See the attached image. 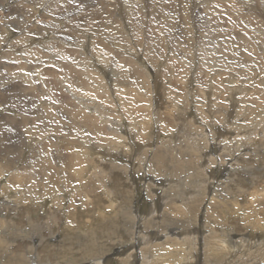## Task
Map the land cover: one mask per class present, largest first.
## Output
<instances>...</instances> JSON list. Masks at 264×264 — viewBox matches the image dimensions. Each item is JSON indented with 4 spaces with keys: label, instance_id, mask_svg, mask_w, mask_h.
I'll return each mask as SVG.
<instances>
[{
    "label": "rangeland",
    "instance_id": "obj_1",
    "mask_svg": "<svg viewBox=\"0 0 264 264\" xmlns=\"http://www.w3.org/2000/svg\"><path fill=\"white\" fill-rule=\"evenodd\" d=\"M2 1L3 0H0V16H3L0 17L2 18V20H0V76L7 77L9 79L8 82L10 80L16 81L15 84L19 83L18 85L25 89H27V87L30 88L28 84L32 82V80L28 78L35 77L37 71L42 65V68L46 67V69H50V71H53L58 75L59 73L57 72L64 69H58L61 68L59 65L62 67L65 66V69L68 70L67 66H70L69 63L75 65V63L72 62L83 57L81 52H79L82 49L80 47L82 42H76V44L75 42L73 44L72 42H68V46L71 44L75 49H68L70 48L68 46L65 47L67 50L62 48V50H64L62 53L67 52V54L66 56L61 55L65 58L64 61H59L57 55L61 52L60 50L59 52L58 49L61 48L58 47V43H56L57 41L53 39L54 36H51V34L55 35V27L58 31L66 32L69 29L70 21L85 24L90 21V24H93L96 15L103 10L109 11L112 17H114V14L116 13L118 16L122 15V19L124 16L125 20H123L128 24L126 29L128 31L130 30V33L123 29L121 25L118 29L115 28L110 31H107L106 27L101 29L91 28L92 30H90L100 36L107 34L110 37H115L116 39L111 40L114 44L116 42L120 49L124 47L128 49L132 48L131 45L136 43L133 45L135 46L134 49L136 51L143 50L148 51L149 53L151 51L150 59L146 60L145 63L147 71L150 73V82H152L150 84V94L152 93L155 97L154 93L156 91L154 89L158 86L157 93L160 97L157 99L161 100L162 98L170 97L168 101H174L173 105L175 106H173L171 110L168 109L167 111H161L165 115L163 118L164 120L160 119L161 121L159 120L158 124L153 123L152 119L150 120L151 122L149 123L150 125L147 130V140L149 144H152L150 147L151 153H148L149 160H153L154 158L153 151L155 153L158 148L162 151L169 146L172 149L171 153L175 155L177 159H180V156L183 157V159L189 158V162L187 161L184 163V169H189L187 170L188 175L191 176L197 174L199 171H202L200 168L204 169L207 167L206 169L211 171L216 179L210 180L208 175L203 177V174H200V178L198 174V177L195 176L196 178H189L184 174L186 172H182L180 176V170L179 172L176 171V168L180 165H178V162L168 164L169 168L167 167L168 165L157 167L155 163L153 166L154 168L151 167L152 169L148 167V161L147 165H143L142 162H136L137 165L134 171L141 177V180H138L139 182L129 183L128 181V183H125L120 173H115L114 181L112 180L106 182V184L95 185V192L90 195L86 192L85 186L90 182L88 177L92 173H89L86 176L84 175L83 179L75 178L72 180V183L70 182L67 186L63 181L59 184H57L58 182H54L56 184L53 183L49 186L50 188H46L45 185L42 186L40 183L36 182L37 180H40V172H37V177L39 179L35 180L34 178H31L34 180L30 179L29 182L26 181L27 184L25 182L26 185L22 183H20V185L17 183L20 175L12 176L13 171L11 168L14 169L15 165H9L10 167L7 169L8 171L0 170V195L13 199V205L16 206L17 210L11 213L3 210L0 214V237L3 235L4 240V242H2L0 238V258L2 257V252H4V258H15L19 254L22 257L26 252L27 258L31 259L34 257V251L37 249L36 258L44 263L49 261L51 264H99L102 259H108L110 256H114L116 251L119 252L122 250V258H126L127 254L131 253L136 257H134V260H139L137 256L143 254V248H146L144 254L147 255V244L154 243L152 238H157L158 242L159 239H161V241L165 240V238H163L164 235H160V230L166 228L167 230H172L173 233L183 232L187 234L190 233L192 236L199 235V238L208 234L207 232L205 233L204 230L224 231L223 236H225L226 240H232L233 243H235L234 247L228 246V248L233 249V251H241L244 253L246 258L245 264H254V260H258L264 264V151L261 152V159H255L252 157L253 154H249L247 156L248 159L245 158L243 163V166L246 164L245 169L242 166H238L237 170L232 169L230 171V178H233V181L237 182L239 185H229L225 170L220 167V163L216 162L217 164L213 166H210L208 162L205 163V159L207 158L206 155H208L210 149H205L203 151L204 153L202 152L203 157L198 162L195 158L196 153H193L196 148H190L187 146L190 144L187 133H190V135H198L202 130L206 131L205 128L208 129L206 126L207 124L210 125L211 123H214L215 126L217 125V128L221 129V132H224V130L228 132L227 124L224 123L225 116L230 117L232 122H239V120H241L238 124L245 129H250L251 127L252 129H255L258 127L259 123H261L260 127L264 126L262 125L263 121H261L264 114V100H262L264 99V0H143V2L140 0H124L129 4H124L123 0H110L109 2L108 0H20L17 4L11 3V0H4L6 3ZM135 1L136 5H133ZM33 4L35 6L37 5L38 9L39 7L41 8V13H46V9L51 15L53 14L52 19H59L62 23L60 25H50L52 19H44L43 21L48 22L52 27V30H37V27L39 28L41 26H36V24L40 22L41 19L37 20L35 24H31L29 23V20L24 18L29 12L33 14L34 10L31 11ZM110 6H113L114 8L112 7L109 9ZM125 6L127 9H125ZM128 10L130 14L128 13ZM145 11H149V13H145ZM53 12H56L57 16ZM118 12L120 14H118ZM19 13L23 15L21 16ZM9 15L10 18L7 17ZM4 16L7 18H4ZM136 26H138L137 29ZM150 26L153 27L151 28ZM3 29L6 31L4 32ZM39 31H43L44 33L42 32L40 34ZM96 31L100 34L96 33ZM87 34L90 38L93 36L92 32H87ZM140 34L143 35V38H141L142 36ZM41 35H44L41 37L43 44H40V41H38V38H40ZM1 36L2 38L4 37V40ZM138 36L141 40H138ZM43 37L45 38L43 39ZM51 40L55 41L52 42ZM10 41L12 43H10ZM119 41L123 44L119 43ZM129 44L130 47H128ZM146 44L148 45V48ZM203 44H205V46ZM42 45L45 46L44 50L41 48ZM55 46H57L58 49ZM53 47L57 50H53ZM113 49L111 51L113 55L109 52V55L103 54L102 56L107 55L104 57H111L109 58L110 62H113L114 64L117 63V66L113 64L111 67V64H109L108 67L102 65L99 67L105 74L107 73L106 75L110 76L112 73L118 75L121 73L123 76L124 72L127 71V67L123 66L120 61L125 55L122 52L121 55H118L120 50L114 47ZM40 50L41 52H39ZM176 50L178 53H176ZM16 51H19V53ZM32 55L35 56L32 57ZM73 55L75 57H73ZM25 58L29 63L26 62ZM71 60L72 62H70ZM150 62L151 64H148ZM17 63H19V66H17ZM46 65H48V67ZM53 67H57V69ZM111 68H113V70H111ZM152 75L153 78L151 77ZM22 76L31 82H24L21 80L22 78H20ZM156 79L159 81H156ZM172 80L174 83H172ZM224 82L231 83L230 88L225 86L224 84L226 83ZM65 83L71 86L70 83L66 81ZM184 83H187L188 85ZM39 84H41V82ZM1 88L2 86L0 84V89ZM45 90L49 89H46L45 87ZM27 91L24 93V97L26 96V100H28V102L30 101L29 103L33 106L31 107V105H28L30 111H39L38 115L36 114L37 116H34L35 119L29 122L37 121L38 124L37 122L31 123L33 126L27 127L21 122L17 123V130L20 131L21 136L27 137H25L26 139L20 147L17 145V142L11 138V135L5 133L6 139L11 140V143L8 145L16 147L15 152L19 153L17 156L20 159L29 156L32 150L37 149L41 145L42 138H46V132L44 131L45 123L49 125L48 128L50 130L52 129V135L56 134V130L60 135L62 134L61 136L65 133V136H68L69 141L78 140V146H80V148V144H82L81 139L83 137L94 139L96 141L95 146L103 144L97 140L96 136L92 135L91 132L84 130V134V131L82 133L77 127H72L74 123L73 116L64 115L65 111L62 109V106L59 108L61 103H56L52 98L53 96H46V93H42V97L39 98L34 95L33 98L30 96L31 93ZM166 92L169 95H167ZM62 93H66V95H64L65 99H67V95L68 97H73L67 93L66 89ZM174 93L176 95H174ZM87 96L88 101H91V96ZM126 98L130 99L128 95H126ZM126 98L123 97L117 100L118 104L124 106L130 104L133 105L134 102L136 103V99L127 100ZM96 100L102 104L101 106H105L106 108H111V106H113L112 102H114L113 99L107 101V99L103 100V98L99 96L96 97ZM135 103L132 107L133 112L135 110ZM161 105L167 107L166 104ZM182 105L186 112L184 113L182 111L183 114L179 117L177 111L179 108L180 110L183 109ZM46 107L49 108V114H52L50 117L52 122H45L44 117L46 116V112L44 109H46ZM58 110H60V113H57ZM8 111L16 115L18 114L15 110ZM112 115L113 119L115 117L117 118H115L116 120H113V122L117 123L118 117L114 114ZM65 116L66 118L69 117L68 122ZM132 118L140 121L144 119V117H138V113H135ZM9 121H11V119ZM123 121L125 122V128L127 126L130 131L133 125L126 117L123 118ZM201 124L206 125L203 127ZM135 133L136 132L134 131L133 134ZM173 134L175 138L173 137L174 139L172 142L170 135ZM253 137H255V135H253L252 138ZM248 139L249 138L246 137V140ZM168 140L169 143L171 141L172 145H175L172 146L170 143L165 144L164 146V143L168 142ZM190 141L194 143L193 140ZM215 142L218 143L217 140H215ZM203 143L204 141H201V144ZM235 144L236 142L227 144L230 145L227 149L230 150V147H233ZM156 147L157 149H155ZM179 147L181 151L179 150ZM99 149L101 151L104 150L101 146ZM243 149L244 150H242L241 153L245 155L247 153L246 147H243ZM131 155L133 160H135L137 152L132 151ZM197 159H199V157ZM218 161L220 162L219 158ZM150 164L152 165L151 162ZM174 166H176V168ZM218 167L221 170H219ZM147 168L148 170H146ZM247 168L249 169L247 170ZM86 170L87 167H84L83 173H86ZM172 170L175 171L176 174ZM217 171L221 172L218 173ZM144 172L149 173L150 176L143 174ZM30 173L34 174L35 172L30 170ZM175 175H179L180 177H176ZM224 176H226V180L223 178ZM152 177L155 178L153 184L151 183V180L149 181ZM61 178H64V176H61ZM206 182H210L207 186L213 184L211 188H214H210L211 191L209 188L205 189L207 186L202 189L206 185ZM73 183L75 184L73 185ZM220 183L222 184L221 187L225 188V186H230L232 188V194L228 200L234 206L232 209H224V212L215 209L212 205L214 203V201H212L213 191L215 190V186L218 187ZM22 185L23 187H21ZM36 187H38V189H43V192H41L42 194L38 195L37 192H35V190H37ZM78 187L81 191L80 189L78 190ZM236 187H240V191L239 189L237 190ZM160 188L164 189L161 190ZM150 189H155L157 194H155V192L152 194ZM31 190H33V192ZM190 192L193 194L200 193L204 199L201 202L202 204L198 203L199 205L197 204V208L195 207L196 213L187 217V215L175 211L181 204H178V201L183 198V195L185 197V194ZM182 193L183 195H181ZM21 197L23 200L21 199L22 201L20 200V202H16L19 201V198ZM153 200H156L158 205L162 206L160 207L162 210H160L159 214L154 218L151 215V212H153V210H151L153 208ZM166 202H173L169 205L172 211L170 212L171 216L163 215ZM9 205H11V203ZM260 205L262 206L261 208H259ZM207 211L208 215H206ZM125 212H128V216L125 215ZM28 216L32 220H30L29 223H27ZM129 216L132 219H130ZM134 217H139L137 218V222H135ZM141 221L145 223L143 228L139 227ZM114 225H116V227ZM155 232H158V234H155ZM136 233L137 235H135ZM149 234L153 235L148 236ZM183 235L185 236V234ZM133 236L136 237L133 238ZM166 246L164 248H159L158 255H165L168 250L172 251L175 248L178 251H184L180 249V246L178 245ZM30 247H35L33 248L34 251ZM255 250L260 251L257 255L258 257L252 255ZM180 257L181 255L175 258H168L167 261L161 262V264H180L183 261V259L182 261L179 259ZM114 260L115 263L116 259ZM0 264L2 263L0 262ZM230 264H233L232 259Z\"/></svg>",
    "mask_w": 264,
    "mask_h": 264
},
{
    "label": "bare ground",
    "instance_id": "obj_2",
    "mask_svg": "<svg viewBox=\"0 0 264 264\" xmlns=\"http://www.w3.org/2000/svg\"><path fill=\"white\" fill-rule=\"evenodd\" d=\"M109 1L110 0H108V2ZM117 1H119V0H117ZM126 1L123 0L124 4L128 3ZM136 1H139V0H136ZM136 1L134 2L135 4L133 3V5H136ZM140 1L143 2V0H140ZM10 2L17 4L20 2V0H11ZM147 2H149V1H147ZM144 4H145V2H144ZM13 5H11V6H13ZM26 6H28V5H26ZM112 7L110 6L109 9ZM116 8H117V6H116ZM21 9H23V8H21ZM31 9H32L31 11L34 10L33 14L31 12H29L28 14H26L27 16L24 18L29 20V23H31V24H35L37 20L41 19L40 22H38L36 24V26H41L39 28L37 27V30L38 29H40V30H44V29L45 30H47V29L52 30V27L50 25H60L62 23L59 19H56V20L52 19L53 14L51 15V13H49L46 9H45L46 13H44V12L41 13L40 12L41 8L39 7V9H38L37 5L35 6L34 4H33V8H31ZM125 9H127L126 6H125ZM18 10H20V9H18ZM146 11H147V9H146ZM146 11H145V13H149V11L148 12H146ZM56 12H53V13L56 14V16H57ZM123 12H125V11H123ZM128 13H129V10H128ZM16 14H17V12H16ZM16 14H15V16H16ZM118 14H120V13L118 12ZM135 14H137V13H135ZM20 15L22 16L23 14H20ZM143 15H145V14H143ZM24 16H25V13H24ZM121 16H118L116 13V14H114V17H112L111 13L109 11L103 10V11H100L96 15L93 24H90L91 23L90 21L88 23L86 22L87 24L81 23V22L70 21L69 29L66 32L58 31L55 29L56 28L55 27L54 28V31H55L54 34L55 35L51 34V36H54V38L53 37H50V38L55 39L57 41L56 43H58V47L61 48V49H58V47L55 46V47H57L58 51L59 50L61 51V52L59 51L60 53L57 55L59 57V61L65 60V58H63L61 55L66 56L67 52L62 53V51H64L65 49L67 50V48H65V47L68 46V42H72V44L74 42H75V44H76V42H78V43L82 42V44H83V45L82 44L80 45V47L82 49H81V51H79V52H81V55H83V57H81V59L78 58V60H75L74 62H72V60H71L70 62L75 63V65L69 63L70 66H67L68 70L65 69V66L62 67L61 65H59L61 68H58V69H62V68H64V69L60 70V72L56 71L57 73H59L58 75H56V73H54L53 71H50V69H46V67L42 68L43 65H42V67L39 66L41 68L37 71L36 76L34 75L35 74L34 73L33 75L35 77L30 76L31 78H28V79H31L32 82L30 80H28L27 78H23V76H24L23 74H22L23 76L20 77V78H22L21 80H23L24 82L25 81L31 82L28 84L30 86V88H28L26 86L27 89H25L24 87L22 88L20 85H18L19 83L15 84L16 81L10 80L8 82L9 79L7 77L4 76L5 77L4 78L3 76H0V84L2 86V88L0 89V170L1 171H8L7 169L10 167L9 165H15V168L14 169L11 168V170L13 171L12 176L20 175L19 179L17 180V183L25 184V182L26 181L29 182L31 178H34L35 180L39 179L37 177V172H40L41 173V176H39L40 180L36 181L37 183H40V185H42V186L45 185L46 188H50L49 186L52 185L54 182H58L57 184H59L60 182L64 181V183L67 186V184H69L70 182L72 183V180H74L75 178L76 179L77 178L83 179L84 175L86 176L89 173H92L88 177L90 182L87 183L88 185L85 186L86 192H88L90 195H92V193L95 192V190H94L95 185L106 184V182L112 181V180L114 181V174L115 173H120V175L123 178V181H125V183H128V181H129V183H136L138 180L140 181L141 177L134 171V169L137 165L136 162L137 163L142 162L143 165H147V161H148V167L150 169L154 168L153 166L155 165V163H156L157 167H162V166H166L168 164H171L172 162H178V165L179 164L180 165L177 168H176V166H174V167L177 169L176 171L179 172V170H180V172H181L180 176H181L182 172H186L184 174H186L187 175L186 177H189V178L190 177L196 178V177H198V175L200 178V174H203L202 175L203 177H206V175H208L210 180L216 179L215 176L212 174V172L208 171L206 169L207 167L206 168L203 167L204 169L200 168V170H202V171H199V173H197L198 175L197 174H193L191 176L188 175L187 170H189V169L188 168L184 169L185 168L184 163L187 162L189 160V158L183 159V157L180 156V159H177V157L171 153L172 149L169 146H167L166 149L162 148L163 149L162 151L159 148H158V150L155 151V153L153 151L154 158H153V160L152 159L149 160L148 153L151 150L150 147L152 146V144H149V142L147 140L148 139L147 138L148 137L147 130H148V127L150 125L149 123L151 122L150 120L152 119L153 123L158 124L159 120L163 119L165 117L164 113H162L161 111H164V110L167 111L168 109L171 110L172 107L175 105H173L174 104L173 100L168 101L170 97L166 98L164 96L165 98H162V99L160 98L161 100L157 99L160 97V95L157 93L158 92V86L154 89L156 91V92L154 91L155 97L153 96L152 93L150 94V92H151L150 91V89H151L150 84L152 82H150L151 81L150 75H149L150 73L147 71V67H146L145 63H146V60L150 59L151 51H150V53L148 51H143V50H141V51L137 50L136 51L134 49L135 46H133L136 43L131 45L133 49L132 48L128 49L126 47L120 49V47L117 46L116 42L114 44L111 40V39H116L115 37L114 38L110 37L107 34L100 36V35L95 34L94 31H91L92 30L91 28L101 29L104 27L107 28V31H110L111 29H115V28L118 29L120 27V25L123 29L127 30L126 28L128 27V24H127V22H124V20H125L124 16H123L124 20L122 19ZM154 16H155V14H154ZM5 17L6 16H4V18ZM7 17L10 18V15ZM44 19H48V20L52 19V22L49 21L51 24L49 25L48 22H46V21L44 22L43 21ZM143 19H141V20H143ZM0 20H2V18H0ZM27 20H26V23H27ZM88 20H89V18H88ZM2 22H4V21H2ZM10 22H12V21H10ZM136 22H138V21H136ZM160 25H162V24H160ZM203 25H205V24H203ZM137 28H138V26H136V29ZM3 31L5 32L6 30L3 29ZM138 31H140V30H138ZM142 31H143V29H142ZM42 32H40V34ZM87 32H92L93 36L90 38L88 36ZM151 32H150V35H151ZM49 33H51V32H49ZM96 33H99V32L96 31ZM117 33H119V32H117ZM128 33H130V30L128 31ZM101 34H102V32H101ZM121 34L124 35L123 33H121ZM44 35H41L40 38H38V41H40V44H43L41 41L42 40L41 37ZM141 36L140 37L143 38V35H141ZM128 37H129V35H128ZM1 38H2V36H1ZM15 38H16V36H15ZM44 38L45 37H43V39ZM118 38H120V37H118ZM125 38H126V35H125ZM138 38H139V36H138ZM141 38H139L138 40H141ZM131 40H133V39H131ZM7 41H9V40H7ZM48 41H50V40H48ZM54 41H52V42H54ZM10 43H12V42L10 41ZM44 43H46V42H44ZM119 43H122V42L119 41ZM106 44H108V45H106ZM127 44H128V42H127ZM131 44H132V42H131ZM203 45L205 46V44H203ZM21 46H23V45H21ZM136 46H138V45H136ZM18 47H20V46H18ZM68 47H70L68 49H71V50L75 49V47L71 46V44ZM71 47H73V48H71ZM113 47L118 48V50H120V52H118V55H121V52L124 53V55H125V57H123L122 60L120 61V63H122L123 66L127 67L126 68L127 71L124 69L126 72H124L123 76L121 75V73H119L120 75L119 74L118 75L113 74V73L110 74V76L106 75L107 73L105 74L103 72V70L100 69V67H99L100 65H102L104 67H108L109 64H111V67L113 66L114 63L113 62L111 63L109 60V58H111V57H109V58L104 57L107 55L102 56L103 54L109 55V52L112 51ZM128 47H130V44ZM41 48L44 50L45 46L42 45ZM62 48L63 49L65 48V49L62 50ZM77 48H78V46H77ZM147 48H148V45H147ZM150 48H152V47H150ZM57 49H54V47H53V50H57ZM176 49H178V48H176ZM58 51H56V52H58ZM16 52L19 53V51H16ZM39 52H41V50ZM176 53H178L177 50H176ZM110 54H112V52ZM118 55H117V57H118ZM30 56H31V54H30ZM33 56H35V55H32V57ZM73 57H75V56L73 55ZM25 60H26V58H25ZM26 62L29 63L27 60H26ZM38 62H40V61H38ZM56 63H57V61H56ZM17 64L16 65L19 66V63H17ZM116 64H114V65H116ZM148 64H151V62ZM34 65H36V64H34ZM46 66L48 67V65H46ZM120 67H122V66H120ZM53 68L57 69V67H53ZM152 68H153V66H152ZM111 70H113V68H111ZM45 76H47V77H45ZM151 77L153 78V75ZM157 80L158 79H156V81ZM173 80H172V83H174ZM65 81L70 83L71 86L67 85V83H65ZM40 82H41V84H39ZM169 83H170V81H169ZM224 83H226V82H224ZM184 84H187V83H184ZM224 85L227 86L228 88H230L231 83H226ZM45 87H46V89L48 88L49 90H45ZM64 88L67 90L68 94L73 96L72 98L68 97V95H67V99H65L64 95H66V93H64V94L62 93L65 90ZM27 90L31 93L30 96L33 98H34V95L36 97L38 96L39 98L42 97L41 96L42 93H46V96H53L52 98L54 99V101H56V103H58V104L61 103L59 108H61V106H62V109L65 111V113L63 112L64 115L66 114V116H68V115L73 116L74 123H73L72 127H74V126L77 127L78 130H81L82 133L84 130H86L87 132H91L92 135L96 136V139L99 140L100 142H102L103 144H99L98 146H95L96 141L94 139L83 137L81 139L82 144H80L81 145V148H80V146H78V140L77 141H74V140L69 141L68 136L66 137L65 133L63 134V136H61L62 134L60 135V133L57 132V130H56V134L52 135L51 134L52 129L50 130L48 128L49 125L47 123H45V122H52V120L50 119L52 114H49V108L46 107V109H44L46 112L45 113L46 116L44 117V119H45V122H44L45 123L44 124L45 130L44 131L46 132V138L45 137L42 138V141L40 143L41 145L37 149L32 150L30 152L29 156H27L23 159H20L17 156V154H19V153L15 152L16 147L14 146L15 147V149H14L13 145H8L11 143V140L6 139L5 133H8L9 135H11V138H13L17 142V145L20 147L21 144L24 142V140L27 137L21 136L20 131L17 130V128H18L17 123L21 122L22 124L26 125L27 127H32L33 124H31V123L37 122V121L29 122V121L35 119L34 116L36 114L38 115L39 111H35V112L30 111V108L28 107V105H31V107H33V106H32V104L29 103L30 101L28 102V100H26V98H25L26 96L24 97V93ZM161 94H162V91H161ZM166 94L169 95L167 92H166ZM87 95L91 96L90 97V98H92L91 101H88ZM126 95H128L130 97V99L126 98ZM174 95H176V94L174 93ZM98 96L103 98V100L107 99V101L113 99V101H114V102H112L113 106H111V108H106L105 106H101L102 104L97 102L98 99L96 100V97H98ZM212 96H214V95H212ZM123 97L126 98L127 100L136 99V103L134 102L135 103L134 112H133V108H132L134 106L133 102H131V103H133V105L130 104V105L120 106L118 104L117 100H119L120 98H123ZM162 97H163V95H162ZM177 97H179V96H177ZM176 99H179V98H176ZM262 100H264V99H262ZM115 104H116V106H115ZM161 104H166L167 107H163ZM109 105H110V103H109ZM182 107H183V105H182ZM8 110H15V112H18V114L17 115L13 114L12 112H10ZM87 111H89V112H87ZM182 111L184 113L186 112L184 107L182 110H180V108L178 109L177 112L179 113L178 114L179 117L183 114ZM174 112H176V111H174ZM57 113H60V110H58ZM124 113H126V114H124ZM135 113L136 114L138 113V117L139 116L144 117V119L142 121L133 119L132 116ZM112 114H114L118 117L117 123L113 122V120L115 121L117 118L115 117L116 119L115 118L113 119ZM66 116H65V118H66ZM169 116H172V115H169ZM29 117H31L32 119ZM125 117L128 118V121H130V123L133 125V127L131 128L130 131L127 128V126L125 128V122L123 121V118H125ZM226 117L227 116H225L224 117L225 120L224 119L223 120L225 121L224 123L227 124L228 132H226L225 130H224V132H221V129L217 128L216 127L217 125L215 126L214 123H211L210 125L201 124L203 127L206 125L208 127V129L205 128L206 131L202 130L198 135H190V133L188 134L186 132L187 137L189 139L188 141L190 143L187 146H189L190 148H196L195 151H193V153H196L195 158H196V160H198V162L203 157L202 152L205 149H210V152L208 153V155H206L207 158L205 157L206 158L205 163L208 162L210 164V166L217 164L216 162L220 163V167L224 168V170H225V175L228 178L229 185L230 184L239 185L237 182L233 181V178H230V175H231L230 171L232 169L237 170L238 166H242L245 169L246 164L243 166V163L245 161V158L248 159L247 156L249 154H253L252 157L255 159H261L262 158L261 152L264 151V126L260 127L261 123H259L258 127L255 129H252V127L250 129L249 128L245 129V128L240 127V124H238L241 122V120H239V122H234V121L232 122L230 117H227V118ZM39 118H40V116H39ZM41 118H43V117H41ZM67 118H66V120L68 122L69 117H67ZM262 118H263V119H261V121H263L262 125H264V114H263ZM10 119H11V121H9ZM203 121H204V119H203ZM37 124H38V122H37ZM142 127L145 129H143ZM150 127H152V126H150ZM25 128H24V130H25ZM143 130H145V131H143ZM150 130H151V128H150ZM134 131L136 132L135 134H133ZM208 132H209V134H208ZM84 134H85V131H84ZM253 135H255V137L252 138ZM173 137H174V134L170 135L171 141L175 138V137L174 138ZM246 137H248L249 139L246 140ZM190 140H193L194 143H192V141H190ZM215 140H217L218 143H216ZM171 141H170V143H171ZM201 141H204V143L201 144ZM231 142H236V144L233 145V147H230L231 149L228 150L227 147L230 145H227V144H229ZM170 143L168 140V142L164 143V146H165V144H170ZM140 144H141V146H140ZM171 145H172V143H171ZM174 145H172V146H174ZM100 146H101V148H104L103 151H101L99 149ZM157 147H158V145H157ZM157 147L155 149H157ZM243 147H246L247 153L245 155L241 153L242 150H244ZM179 150H180V147H179ZM132 151L137 152L135 160H133V158H132V155H131ZM176 152H177V150H176ZM176 152H175V154H176ZM231 152H232V154H231ZM179 155H178V157H179ZM14 156H16V157H14ZM198 157H199V159H197ZM218 158H219L220 162L218 161ZM133 161H135V162H133ZM150 162L152 163V165L150 164ZM194 165H196V164H194ZM84 167H87L86 173H83ZM106 167H108V168H106ZM167 167L169 168V165ZM76 169H78L79 171ZM218 169L221 170L219 167H218ZM248 169L249 168H247V170ZM30 170L34 171L35 173L34 174L30 173ZM146 170H148V168ZM173 172L175 173V171H173ZM217 172L220 173L221 171H217ZM165 173H166V171H165ZM143 174L150 176L149 173L144 172ZM28 175H29V177H28ZM61 176H64V178H61ZM177 176L180 177L179 175H177ZM226 176L223 177L225 180L227 179ZM156 177H157V175H156ZM34 179H31V180H34ZM85 180H86V178H85ZM150 180H151V183L153 184L155 178L152 177L151 179H149V181ZM26 184H27V182H26ZM54 184H56V183H54ZM74 184L75 183H73V185ZM208 184H210V182H206V185L205 186L203 185L204 187L203 188L201 187V188L204 189ZM147 185H149V184H147ZM212 185L213 184H211L210 186H207L205 189L209 188V190L211 191V189L214 188V187L211 188ZM221 186H222L221 183L218 185V187L215 186V190L213 191V198H212V201H214V203L212 205L214 206L215 209H219L220 211H223L226 208L232 209L234 205L231 204V202L228 200V198L232 194V188L230 186H225V188L221 187ZM21 187H23V185ZM144 187H146V186H144ZM149 187H151V186H149ZM36 189L37 190H35V192H37L38 195L42 194L41 192H43V189H41V188L38 189V187H36ZM79 189L80 188L78 187V190ZM160 189L162 190L164 188H160ZM236 189L237 190L239 189V191H240L241 188L236 187ZM150 190H151L152 194L155 192V189H150ZM31 191L33 192V190H31ZM80 191H81V189H80ZM206 192H207V190H206ZM20 193H21V190H20ZM155 194H157V193L155 192ZM160 194H162V193H160ZM186 194H185V197H184L183 193L181 194V195H183V198L178 201V204L179 203H181V204L179 207H177V210L175 212H177V213L180 212L182 214L187 215V217H188V216H191L192 214L196 213L195 210L197 208L196 207L197 204L201 203L204 198L200 195V193L193 194L190 192V193H186ZM38 195H37V197H38ZM155 197H157V196H155ZM21 199H22V197L19 198V201H16V202H20ZM160 199H163V198H160ZM153 201H154V203L152 205L153 208L151 209V210H153V212H151L152 213L151 215L154 218L157 214H159V211L162 210V209H160V207H162V206L161 205L159 206L158 202H156V200H153ZM161 201H163V200H161ZM13 202H14L13 199H11L9 197L6 198L4 195L3 196L0 195V214L3 210L8 211L9 213L17 210L16 206L13 205ZM10 203H11V205H9ZM170 203H173V202H170ZM170 203L166 202L163 215L171 216L170 212H172V211H171L170 206H169ZM234 204H235V201H234ZM174 207H176V206H174ZM261 207L262 206L260 205L259 208H261ZM127 208H128V206H127ZM135 211H137V210H135ZM207 213H208V211L206 212V215H208ZM125 215L128 216V212L127 213L125 212ZM3 216H5V215H3ZM129 218L132 219L130 216H129ZM137 218H139V217H134L135 222H137ZM104 219H105V217H104ZM30 220H31V218L28 216L27 217V221H28L27 223H29ZM144 222H146V221H144ZM144 224L145 223H143V221H141L139 227L143 228ZM193 224H194V222H193ZM114 226L116 227V225H114ZM49 230H51V229H49ZM141 230H143V229H141ZM204 232L205 233L207 232L208 234L199 238V235L192 236V235H190V233L187 234V233H183V232L182 233H175V232L173 233L172 230H167L166 228H162L160 230V235H164L163 238H165V240L161 241V239H159V242H158L157 238L156 239L152 238V240L154 242L153 244H147V242H146L147 249H148L147 255L144 254L146 252V250H145L146 248H143V250H142L143 254L140 256H137V258L140 261L134 260L136 257L131 253L130 254L126 253L127 254L126 258H122L121 255L123 254V251L120 250L119 252L116 251V253H114L115 254L114 256H110L108 259H102L99 262V264H116L117 262H118L117 264H161V262L167 261L168 258H172V257L175 258L179 255H181V257L179 259H181V261L183 259V261L180 264H230L231 259L233 261V264H245L246 258H245L244 253H242L241 251H233V249L228 248V246L234 247L235 243H233L232 240L231 241L226 240L225 236H223L224 231L204 230ZM155 234H158V232H155ZM183 234H185V236ZM135 235H137V233ZM150 235H153V234H149L148 236H150ZM9 237H10V235H9ZM134 237H136V236H133V238ZM0 238H1V241L4 242L3 235ZM26 238H27V236H26ZM147 241H149V240H147ZM166 245H169V246L178 245V246H180L179 248L184 250V251H178L175 248L172 251L168 250L165 255H161V254L158 255L159 254V251H158L159 248H164ZM2 247L4 248L3 245H2ZM30 248L33 250V248H35V247H30ZM134 248H135V246H134ZM132 249H133V246H132ZM149 250H150V252H149ZM37 251H38L37 249H36V251H34V257L31 259L27 258L26 252L22 255V257L19 254L15 258H13V257L4 258V256H3L4 252H2L1 253L2 257L0 258V262L2 264H48L49 261L44 263L41 260L39 261V259L36 258ZM260 251H261V249H260ZM260 251L255 250L252 255L255 257H258L257 255L260 253ZM114 259H116L115 263H114V261H115ZM49 264H51V263H49ZM57 264H61V263H57ZM254 264H263V263L259 262L258 260H254Z\"/></svg>",
    "mask_w": 264,
    "mask_h": 264
}]
</instances>
